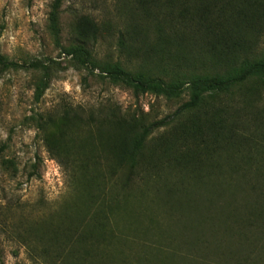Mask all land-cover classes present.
<instances>
[{"label": "rangeland", "instance_id": "1", "mask_svg": "<svg viewBox=\"0 0 264 264\" xmlns=\"http://www.w3.org/2000/svg\"><path fill=\"white\" fill-rule=\"evenodd\" d=\"M54 1L0 0V55L23 67L0 71V264H74V258L65 256H74L75 238L86 225L93 228L100 221L109 226L105 243L97 247L106 264H264V219L255 226L249 210L240 207L252 203L256 192H264V178L254 174L256 164L263 167L258 162L263 156L257 153L262 154L264 126L254 123L253 110L239 113L245 121L237 128L234 147L222 149L218 140L199 135L196 142L190 137L186 146L174 142L178 120L186 121L174 116L189 100L188 94L178 100L136 96L99 77V70L92 75L78 67L61 54L50 34ZM142 4L141 0H63L61 43L68 46L73 40L78 17L90 16L102 31L94 57L134 71L145 61L141 53L120 45V33L127 23L142 18L144 10L160 12L154 4L141 9ZM147 26L151 33L156 29L153 22ZM259 50L264 51V38ZM32 63L49 68L50 82L41 97L37 87L45 76L41 70L24 68ZM241 88L264 106V88L255 83ZM239 93L243 92L223 103L242 108ZM70 109L85 119L113 114L136 116L146 124L170 117L175 122L148 137L140 168L131 179L127 167H118L107 149L92 141L87 157L94 166L86 176H92L93 190L86 191L82 175L87 170L80 163L72 165L77 150L71 154V164L62 163L52 157L45 140L58 128L50 119L58 125ZM76 135L78 140L87 137V128L82 126ZM183 146L191 158L187 165L176 166L174 155ZM233 148L241 152L233 154ZM248 157L251 169L246 166ZM218 163L224 165L220 174L218 169L210 172ZM233 165L237 166L231 170ZM236 168L241 170L235 172ZM98 195L101 198L92 202ZM110 200L120 205L114 215L105 208ZM89 207L97 214L105 208L106 218L83 221ZM78 210L81 228L74 226ZM248 235L250 241L238 246L243 251L239 256L227 251L238 240H248ZM193 245L197 248L192 252Z\"/></svg>", "mask_w": 264, "mask_h": 264}, {"label": "trees", "instance_id": "2", "mask_svg": "<svg viewBox=\"0 0 264 264\" xmlns=\"http://www.w3.org/2000/svg\"><path fill=\"white\" fill-rule=\"evenodd\" d=\"M141 1L144 4L141 5L143 6L141 9L154 4L160 12L153 14L147 9L144 10L146 13L142 18L127 23L120 33L121 46H127L126 50L132 53L142 54L141 58L144 59L145 64L138 69L129 71L120 62H102L94 57V46L101 37L102 31L90 16L76 19L72 30L73 40L68 46L62 45L60 16L63 0H55L49 14L48 28L55 46L60 49L62 55L71 57L78 67L84 68L92 75L99 70V77L114 85L132 90L136 96L150 94L178 100L188 94L189 100L180 106L174 116L186 118V121L178 120V128L173 134L176 143L186 146L190 137L191 139L194 137L196 142L199 135L218 140L222 149L234 147L233 144L238 136L237 128L244 125L245 121L241 120L239 113L246 110H253L254 123L264 126V106H260L259 101L248 97L246 88H241L250 87L252 83L264 88V51L259 50V43L264 38V0ZM164 9L166 12L163 11ZM168 9H171V12ZM151 22L156 28L153 33L147 26V23ZM19 68L23 67L0 55L1 72ZM24 68L41 70L45 76L37 87L41 97L50 82L48 66L32 63ZM239 90L243 92L239 94L244 98V106L236 109L230 105L226 106L223 99L232 102L234 93ZM72 111V109L65 111L58 125L53 118L50 119L55 129L58 128L49 133L45 140L52 157L62 163H70L73 150H77L72 165L80 163L81 168L87 170L85 175H82L84 178L82 188L86 191L93 190V178L86 176L91 171L89 167L94 166L91 158L87 157L90 155V151L87 150L92 141L96 142L94 145L97 147L101 145L107 149L118 167H127L131 179L140 168L142 152L148 137L154 131L175 122L170 117L169 120L146 124L142 118L136 116L121 117L113 114L97 119L91 115L85 119L78 111ZM82 126L87 128L88 136L75 139L76 131ZM262 148L264 150V146ZM263 150L262 154L257 153L258 157L263 156V159L258 161L263 167L256 164L254 172L261 178H264ZM231 151L233 154L241 152L238 148H233ZM239 157L246 156L241 154ZM188 158L190 159L191 156L184 147L181 151H176L173 160L176 166H182L188 164L186 163ZM246 162L248 163L246 166L251 169V158L248 157ZM223 166L219 163L215 164V169L211 166L212 171H209L215 172L218 169L217 172L220 174ZM235 166L237 165H233L231 170ZM238 171L236 168L235 172ZM256 176L253 178H258ZM217 180V185L221 187L220 178ZM86 194L80 193L82 197ZM99 198L100 195L93 197L92 202ZM91 207L85 213L83 221L88 217H92V221H97L101 216L106 218L108 211L105 208L109 209L112 215L115 213V208L120 209V205L112 200L100 214L94 213ZM240 207L249 210L253 225H257L260 219H264V192H256L252 203L244 206L242 204ZM79 214L78 210L77 218L74 220V226L77 225V228L83 225ZM94 227H98L99 232L98 229L94 230ZM108 227L101 221L98 225H93V228L86 225L75 238L77 250H74V256L67 254L65 257L74 258V264H106L100 258L98 248L106 241L104 234ZM74 230L77 231L75 228ZM51 232L54 233V229ZM246 237L248 240L242 242L238 240L235 242V248L227 251L237 253L239 256L243 251H239L238 246L246 245L252 236ZM50 239L53 240L54 237ZM196 248L197 246L193 245L192 252Z\"/></svg>", "mask_w": 264, "mask_h": 264}]
</instances>
